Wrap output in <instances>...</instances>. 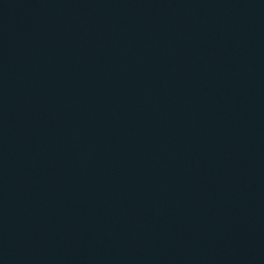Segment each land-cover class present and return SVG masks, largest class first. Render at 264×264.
Returning a JSON list of instances; mask_svg holds the SVG:
<instances>
[{
    "label": "water",
    "instance_id": "obj_1",
    "mask_svg": "<svg viewBox=\"0 0 264 264\" xmlns=\"http://www.w3.org/2000/svg\"><path fill=\"white\" fill-rule=\"evenodd\" d=\"M0 264H264V0H0Z\"/></svg>",
    "mask_w": 264,
    "mask_h": 264
}]
</instances>
